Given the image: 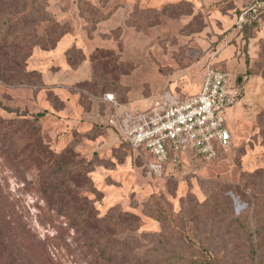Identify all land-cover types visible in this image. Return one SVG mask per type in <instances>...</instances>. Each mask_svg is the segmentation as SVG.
I'll return each instance as SVG.
<instances>
[{
    "label": "rangeland",
    "instance_id": "rangeland-1",
    "mask_svg": "<svg viewBox=\"0 0 264 264\" xmlns=\"http://www.w3.org/2000/svg\"><path fill=\"white\" fill-rule=\"evenodd\" d=\"M251 2L50 0L48 9L66 33L53 48L34 47L25 64L32 73L14 74L21 83L1 74L20 69L9 45L17 32L6 31L0 226L9 255L0 248V264H210L207 251L223 264H251L235 239L246 230L223 213L241 215L252 228V205L264 191V15L240 30L235 23ZM46 27L39 23L37 33ZM208 67L231 72L243 89L224 112L230 147L213 162L190 156L162 177L151 174L148 154L106 127L103 93L115 92L123 102L164 91L188 97L200 92ZM59 155L72 158L68 167L74 157L92 160L68 185L89 200L77 206L89 213V233L101 237L96 242L57 217V179L67 185ZM107 238L114 242L103 249Z\"/></svg>",
    "mask_w": 264,
    "mask_h": 264
},
{
    "label": "built area",
    "instance_id": "built-area-1",
    "mask_svg": "<svg viewBox=\"0 0 264 264\" xmlns=\"http://www.w3.org/2000/svg\"><path fill=\"white\" fill-rule=\"evenodd\" d=\"M264 15V0H252L236 17L238 29ZM236 76L208 67L198 94L180 97L170 91L142 101L121 102L112 91L101 101L108 110L105 125L127 145L144 151L146 167L158 177L192 157L207 163L218 159L233 137L224 112L242 97Z\"/></svg>",
    "mask_w": 264,
    "mask_h": 264
},
{
    "label": "trees",
    "instance_id": "trees-1",
    "mask_svg": "<svg viewBox=\"0 0 264 264\" xmlns=\"http://www.w3.org/2000/svg\"><path fill=\"white\" fill-rule=\"evenodd\" d=\"M49 1L50 0H0V43L6 38V31L10 29L16 30L17 33L13 34L11 43H9V45H11L13 48L12 57H14V61H12L18 68L21 69L24 67L25 70L24 71L17 69V72H12L15 70H4L1 74L2 76H7L8 80L17 78L14 76V74L22 75L23 73H32L33 70L26 69L25 64L27 67V61L33 55L35 46L40 45L46 49L53 48L65 35L66 30L64 26L59 21H57L53 13H51L48 9ZM41 22L47 23L44 35H39L36 30L37 25ZM26 26L28 28L24 29ZM245 27L247 26L245 25ZM1 61L2 59H0V62ZM15 80L17 83H21L20 79ZM10 111H12V109ZM41 116H43V113L41 112L36 114L37 119H39ZM74 158V164L71 167H68V160H72V158L66 159L62 158L61 155L58 156V159L60 161L58 163L59 168L61 170H64V174H66L64 179H62L67 185L65 189L62 188L61 181L57 179V217L65 216L66 218L71 220L72 224H75L74 228L78 234H85L89 238H92V240L94 239V242H96L101 237L96 238L89 233V223H91L88 215L89 213L86 211L79 212L77 206V201H81L84 204H89V200L86 196L81 197V193L75 195L74 191L76 190V187L74 190H72L73 187L71 188V186L68 185V182H73V177L75 175L77 177L80 173L87 170V168L91 166L92 160L77 157ZM57 173H59V171H57ZM68 175L71 177L69 178ZM49 188L50 186H45L47 192L49 191ZM253 203V214L255 215L253 219L255 220L253 222L252 228L251 226L245 224L241 215H235L233 217L231 213L226 212L224 208L223 213L225 219H227L230 225H239L246 230L245 236L235 238L236 242H238L237 245H241L244 249H248V260L251 264H258L261 258L264 256V191H261V193H259V197H257V200H255V202ZM128 219L129 218H127L126 220L128 221ZM161 219L164 220L162 217ZM131 220L134 221L132 222L135 225L134 229L139 230L141 226L138 222L139 219L135 216H132ZM130 229L131 228H126V230ZM148 235L151 236V234ZM224 236L227 238L226 242H228L232 238L229 237V234L228 236L226 234ZM107 241V245L103 249H108L110 243L114 242L108 238ZM4 242L9 243V237L8 234L4 231V228L0 226V248L2 249L1 252L6 253L7 249L4 250V247H8ZM110 249L113 248L111 247ZM6 255H9L8 250ZM225 258H227L226 255L222 256V261L225 262ZM206 261L210 264H212L213 262H215V264H223V262L215 261L213 255L208 251L206 255Z\"/></svg>",
    "mask_w": 264,
    "mask_h": 264
}]
</instances>
